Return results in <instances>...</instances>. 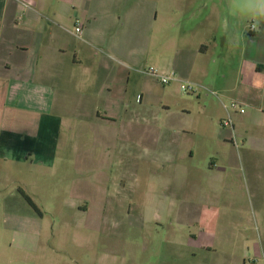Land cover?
<instances>
[{
	"label": "crops",
	"instance_id": "obj_1",
	"mask_svg": "<svg viewBox=\"0 0 264 264\" xmlns=\"http://www.w3.org/2000/svg\"><path fill=\"white\" fill-rule=\"evenodd\" d=\"M152 67L176 74L161 101L182 82L199 86L204 100L203 118L182 133L203 138L206 162L197 170L217 210L200 222L202 241L191 234V255L206 264H264V20L252 33L210 0H0V224L21 261L10 264H31L43 236L36 226L54 216L33 201V178L45 181L65 157L81 160L96 136H118L111 129L128 140L148 135L133 129L154 106ZM234 101L244 113L231 112ZM228 118L233 129L222 126ZM164 135L159 129L166 142Z\"/></svg>",
	"mask_w": 264,
	"mask_h": 264
},
{
	"label": "rangeland",
	"instance_id": "obj_2",
	"mask_svg": "<svg viewBox=\"0 0 264 264\" xmlns=\"http://www.w3.org/2000/svg\"><path fill=\"white\" fill-rule=\"evenodd\" d=\"M210 3L216 11L239 15L245 26L256 23L252 0ZM152 79L156 86L154 106L145 112L148 122L133 129L148 135L128 140L119 135L120 127L111 129L118 136L102 142L96 136V142L81 149V160L65 157L45 181L38 175L32 179L39 194L33 201L54 216L47 215L36 226L43 236L29 258L31 264H206L199 261L203 257L191 255L189 241L191 234L205 238L201 223L217 210L206 203L207 176L197 170L204 169L205 143L197 133H182L189 128L193 132L203 118L204 100L198 98L200 89H177L161 101L163 89L173 82L164 86ZM185 106L191 113L183 112ZM159 129H164L166 142L159 138ZM190 149H195L194 157ZM193 185L199 192L190 188ZM75 204L88 206V212L79 215ZM4 227L0 224L6 234L2 263H21L12 233Z\"/></svg>",
	"mask_w": 264,
	"mask_h": 264
},
{
	"label": "built area",
	"instance_id": "obj_3",
	"mask_svg": "<svg viewBox=\"0 0 264 264\" xmlns=\"http://www.w3.org/2000/svg\"><path fill=\"white\" fill-rule=\"evenodd\" d=\"M253 25V24H252ZM252 25L250 26V31L252 33L256 32V30L253 29ZM77 33L81 32V28L80 26L77 27L76 29ZM147 74L152 75L153 77H155L162 85L166 86V85H170L173 81L176 80V74L173 72H159L157 69L155 68H150L147 71ZM180 89L185 92V93H196L197 90L201 89L199 86L189 83V82H182L180 85ZM215 94V93H212ZM230 109L240 112V113H244L245 112V108L239 103V102H232L230 104ZM222 126L224 127H229L231 129H233V121L231 118H228L226 120H224L222 122Z\"/></svg>",
	"mask_w": 264,
	"mask_h": 264
},
{
	"label": "clouds",
	"instance_id": "obj_4",
	"mask_svg": "<svg viewBox=\"0 0 264 264\" xmlns=\"http://www.w3.org/2000/svg\"><path fill=\"white\" fill-rule=\"evenodd\" d=\"M251 17L256 21L252 25L253 29L258 30L260 21L264 20V0H252Z\"/></svg>",
	"mask_w": 264,
	"mask_h": 264
},
{
	"label": "trees",
	"instance_id": "obj_5",
	"mask_svg": "<svg viewBox=\"0 0 264 264\" xmlns=\"http://www.w3.org/2000/svg\"><path fill=\"white\" fill-rule=\"evenodd\" d=\"M26 199L30 203V205H32L36 209V207H35L34 203L32 202V200L30 198H28V197Z\"/></svg>",
	"mask_w": 264,
	"mask_h": 264
}]
</instances>
